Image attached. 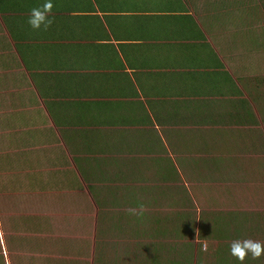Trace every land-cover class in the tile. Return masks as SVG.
I'll return each mask as SVG.
<instances>
[{
  "label": "crops",
  "instance_id": "0c3cea01",
  "mask_svg": "<svg viewBox=\"0 0 264 264\" xmlns=\"http://www.w3.org/2000/svg\"><path fill=\"white\" fill-rule=\"evenodd\" d=\"M44 2L0 0V264H129L152 186H229L261 151L264 40L226 35L229 0H53L32 29Z\"/></svg>",
  "mask_w": 264,
  "mask_h": 264
},
{
  "label": "rangeland",
  "instance_id": "374dc122",
  "mask_svg": "<svg viewBox=\"0 0 264 264\" xmlns=\"http://www.w3.org/2000/svg\"><path fill=\"white\" fill-rule=\"evenodd\" d=\"M234 1L239 9L245 11L264 5V0ZM243 16L249 23L237 18L239 26L226 27L224 31L226 35L229 34L231 37L241 29L242 31L250 29L263 42L264 21L259 19L262 15L257 14L249 19ZM226 35L224 34L225 37ZM237 37L240 36L236 34L235 39ZM251 40L247 42L253 46L255 42ZM257 132L261 151L253 154L229 152V165L232 164L229 167V180L226 181L229 186L216 187L213 191L204 189L203 186H192L197 189L194 195L192 193L193 196L188 192L179 194L177 198H172L170 194L163 195L158 189L159 186H152L149 196L153 197L147 199L149 204L145 202L143 205L146 211H137L136 217L139 219H136V224H140V228L135 226L133 229H136L135 232L120 235L121 247L118 253L125 254L124 257L128 255L129 264H217L218 256H228L224 249L229 250L234 241L252 240L264 245V127ZM140 215L143 216L142 220ZM240 215L245 216L246 222L239 236L219 239L212 233L213 221L237 219ZM113 221L114 219L108 220L109 228ZM147 223L151 225V229L144 232L142 225ZM184 224L183 231L179 233L172 231V228L177 229ZM231 229L229 225V230ZM98 238L99 236L92 246L95 247L97 259L100 254ZM132 240L135 242L134 245L131 244ZM205 245L207 250L204 249ZM108 251L113 254L111 247ZM131 253L132 258L129 255ZM249 255L253 259L250 253L247 256ZM111 258L107 259V263H111ZM185 259H191V262L185 263ZM262 259L264 261V255L257 259L258 264H264Z\"/></svg>",
  "mask_w": 264,
  "mask_h": 264
},
{
  "label": "clouds",
  "instance_id": "9594fccd",
  "mask_svg": "<svg viewBox=\"0 0 264 264\" xmlns=\"http://www.w3.org/2000/svg\"><path fill=\"white\" fill-rule=\"evenodd\" d=\"M53 10V0H45L42 7L33 8L30 11L28 24L32 29L39 30L43 25L44 30H47L51 24L50 19ZM140 211H143V205H140ZM131 215H137V209H128ZM207 250V245L204 246ZM231 255L237 258L241 264L245 261L246 256L250 253L253 259H258L264 255V245L259 242H253L252 240L234 241L230 248Z\"/></svg>",
  "mask_w": 264,
  "mask_h": 264
},
{
  "label": "trees",
  "instance_id": "16d2710c",
  "mask_svg": "<svg viewBox=\"0 0 264 264\" xmlns=\"http://www.w3.org/2000/svg\"><path fill=\"white\" fill-rule=\"evenodd\" d=\"M230 2H233L235 7H238L237 3L234 0L233 1L229 0V3ZM240 9H242V8H240ZM240 9H237V12L240 13L241 15L243 13V15H245L248 19L253 18L254 15L261 14L262 17L259 19L264 21V5H262V7H259V8H254V10L248 9L247 11H245L244 9L243 10H240ZM246 32H248L246 34L248 36L253 35V32L250 29H247ZM218 222L219 221H217V220L214 221V223H213L214 228L212 230V233L215 234L217 236V238H219V239L220 238H223V239L235 238V237L240 235V232L243 229V225L246 222V218L244 216H238L237 219L231 218L230 220H225V221H224V219H221L220 222L219 223ZM229 225H231V227H232L231 231L229 230ZM224 252L228 253V256L227 255L225 257L218 256L217 264H241V262L237 258H235L231 255L230 247H229V250L224 249ZM262 261H263V259H262ZM190 262H191V259H185V263H190ZM177 264H179V263H177ZM243 264H258V261H257V259H251L250 255H249V256H246Z\"/></svg>",
  "mask_w": 264,
  "mask_h": 264
}]
</instances>
